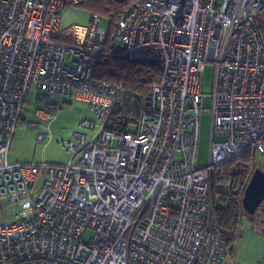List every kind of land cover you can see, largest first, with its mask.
Wrapping results in <instances>:
<instances>
[{
    "label": "built area",
    "instance_id": "obj_1",
    "mask_svg": "<svg viewBox=\"0 0 264 264\" xmlns=\"http://www.w3.org/2000/svg\"><path fill=\"white\" fill-rule=\"evenodd\" d=\"M85 1L0 0V202L18 215L0 224V264H224L214 184L246 153L264 171V0H114L125 6L106 9L108 20L60 29L61 11ZM108 59L156 66L159 82L142 96L97 79ZM207 65L211 87L200 81ZM32 88L40 118L59 110L54 96L94 112L59 143L76 163L9 162ZM206 93L210 158L199 168Z\"/></svg>",
    "mask_w": 264,
    "mask_h": 264
},
{
    "label": "rangeland",
    "instance_id": "obj_2",
    "mask_svg": "<svg viewBox=\"0 0 264 264\" xmlns=\"http://www.w3.org/2000/svg\"><path fill=\"white\" fill-rule=\"evenodd\" d=\"M113 0H86L77 8H69L61 11L60 29L71 25H89L93 15H100L103 20L109 19L108 8H113L110 3ZM264 17V11L262 12ZM262 19H259L261 22ZM106 21L103 26H106ZM264 28V23H261ZM131 67L128 62L121 59H110L109 62H101L97 65L95 74L97 79L111 83H127L123 80L124 75ZM137 70L140 66H132ZM145 68V67H144ZM215 69L211 65L204 68L200 77L203 86L211 87L214 83ZM52 102L57 104L59 110L50 112L49 118H40L37 112H45V104L37 100V92L32 88L21 111V119L15 130V134L10 145L9 162L33 165L63 166L69 162L76 163L78 156L73 157L65 148L60 145V141H69L76 131H80L79 123L86 119H95L94 112L83 102L75 101L62 96H54ZM203 112L200 117L198 141L196 147V166L204 168L209 164L211 123L212 115L208 110L212 108V97L206 93L202 101ZM39 123V128L29 127V123ZM47 133L49 137L45 141H39L38 135ZM216 136L215 141L222 140ZM73 157V158H72ZM256 168L261 166L263 157L257 153L255 155ZM255 170V169H254ZM42 176L39 175L32 200L36 201L40 193ZM237 178L235 179V181ZM230 189L224 184H217L215 187V204L220 207L221 196L229 194ZM12 210V214H8ZM17 208L10 207L9 203L0 202V224L12 222L18 219ZM237 235L232 245L229 258L224 264H264V202L256 210L253 216L243 213L237 225ZM89 235V234H88Z\"/></svg>",
    "mask_w": 264,
    "mask_h": 264
},
{
    "label": "trees",
    "instance_id": "obj_3",
    "mask_svg": "<svg viewBox=\"0 0 264 264\" xmlns=\"http://www.w3.org/2000/svg\"><path fill=\"white\" fill-rule=\"evenodd\" d=\"M114 5L113 10L119 9L123 4L110 1ZM108 60H102L101 62H109ZM131 65L128 72L124 75L123 80L128 81L127 83L120 82L126 89L129 91L135 92L139 95L145 96L150 89V87L159 82L160 72L156 66L153 65H143L137 63H130ZM132 66H140L138 70ZM145 67V68H144ZM96 77V74H95ZM97 78V77H96ZM108 80V79H104ZM253 156L250 153L241 155L230 162L224 165L225 177L223 180H218L214 186L217 184H223L224 182L230 183V192L229 194H223L221 196L222 204L218 207L215 204V187L213 190L214 196V215L218 224V229L223 241L232 248L236 240L238 228L237 225L241 216L243 215L244 210L242 207V197L246 188L247 183L249 182L254 169L252 165ZM237 180L235 181V179Z\"/></svg>",
    "mask_w": 264,
    "mask_h": 264
},
{
    "label": "water",
    "instance_id": "obj_4",
    "mask_svg": "<svg viewBox=\"0 0 264 264\" xmlns=\"http://www.w3.org/2000/svg\"><path fill=\"white\" fill-rule=\"evenodd\" d=\"M264 202V171L256 168L246 186L241 203L244 212L253 216Z\"/></svg>",
    "mask_w": 264,
    "mask_h": 264
}]
</instances>
